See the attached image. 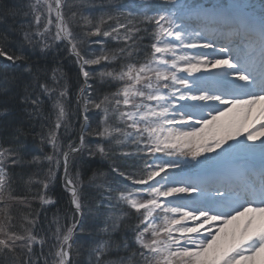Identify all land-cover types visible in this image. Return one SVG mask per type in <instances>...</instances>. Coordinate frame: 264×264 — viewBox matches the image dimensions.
Instances as JSON below:
<instances>
[{
	"label": "snow or ice",
	"instance_id": "6c2138e0",
	"mask_svg": "<svg viewBox=\"0 0 264 264\" xmlns=\"http://www.w3.org/2000/svg\"><path fill=\"white\" fill-rule=\"evenodd\" d=\"M18 16L32 19L0 31V58L23 89L11 99L27 106L31 121L42 116V97L56 95L55 121L38 134L52 149L43 156L47 174H20L29 193L37 187L31 195L17 194L14 170L41 157L26 160L23 127L0 138V264H264V0H29L0 8V19ZM56 42H66L84 78L79 144L67 149L58 135L70 127L65 74L54 67L49 77L25 54V45L46 54ZM92 78L115 91L96 95ZM90 108L99 117L91 130ZM85 148L106 159L119 149L136 161L131 171L113 164L112 181L93 174L90 183L103 189L94 209L80 171L69 172V157ZM61 160L72 222L54 215L40 235L32 201L54 203L47 190ZM86 209L105 217L101 227ZM121 229L132 239H114ZM82 255L86 261L76 259Z\"/></svg>",
	"mask_w": 264,
	"mask_h": 264
},
{
	"label": "trees",
	"instance_id": "16d2710c",
	"mask_svg": "<svg viewBox=\"0 0 264 264\" xmlns=\"http://www.w3.org/2000/svg\"><path fill=\"white\" fill-rule=\"evenodd\" d=\"M29 0H0V8L5 5L11 6L13 4L24 3L27 4ZM100 0H97L99 3ZM124 2V0H120ZM99 14V10H96V15ZM32 19L31 16L23 17L18 16L15 19L12 17H7L6 19H0V31H3L10 24H15L17 27L20 22H27V20ZM74 32L79 33L80 28L75 27ZM54 32V28H53ZM14 39H21L20 36L14 37ZM94 39V38H93ZM150 41L146 37L143 41V45L149 44ZM110 47L123 46L122 42L117 45L115 41L109 42ZM92 48L98 49V45H90ZM25 54L29 56L31 63L40 68H46L48 70V76H51V69L56 67L59 68L65 75L64 79L60 81L61 87L66 83L68 89V96L65 98V104L68 112L67 123L70 125L68 129L61 128L58 131L60 137V143L64 149H67L68 144L71 142L74 145L78 143L80 136L81 124L84 122L82 109L77 105V94L83 84V77L79 74V66L75 62V57L71 55L67 50V44L65 42H56L53 46L47 50L46 54L41 53L39 45L33 50L25 45ZM143 54H141L142 56ZM19 63V62H18ZM87 67V66H86ZM92 68L99 71V66H92ZM17 75L13 69V65L10 61H6L0 58V138L4 137L7 133L11 132L12 129L16 127H23L27 133L25 136H21L20 140L24 145V150L26 153V160L32 161L33 156H40L39 161H32L26 164L23 169L20 167L15 168L16 184L14 185L17 194L19 195H31L37 191V187L33 186L31 193L28 191V186L20 179V174L24 175V180H27V176L32 173H37L41 177L45 176L48 172L49 162L43 159L45 154L51 153L52 149L46 143L41 145L40 135L47 133L49 126H54L55 113L53 111V104L56 100V95H53L51 99L47 96L42 97L44 104L42 105V116L29 120L27 113L25 111L26 105L22 104L19 100H13L12 97L19 93H22V86H17L13 84L12 78ZM7 77L9 83L5 84L4 80ZM90 84H93V89L90 91H95L96 95L102 96L107 92L115 91L114 87H109L106 84H101L98 78H92L89 80ZM58 95V93H57ZM82 103V102H81ZM31 111V108L28 107ZM95 109H89L88 115L92 117L90 120V129L96 128L99 117L96 115ZM43 125V127H42ZM95 137L86 136V141H94ZM131 151V147L127 149ZM136 161L132 158H124L120 156V150L117 149L115 155L111 159L102 158L99 155L94 157L88 155L87 148L82 152L72 154L69 157V172L70 174H75L77 170L81 173V187L80 191L85 200V202L93 207L101 199V192L103 189H97L94 184L90 183V178L94 173L99 175V173H105L104 179L112 181L115 176L111 173V166L113 164L119 165L122 170L131 171L132 166ZM63 162L61 160V167L56 170V178L53 179L47 190L48 195L53 199L54 203L48 205H41L40 201H32V210L34 215H36L37 224L35 230L40 235H45L49 225L51 224L54 215H59L61 217V223L70 224L73 217V207L70 203V194L65 189V182L63 180L64 169L62 166ZM54 168L55 166L52 165ZM115 206V210H119V205L117 201L113 200L111 202ZM86 214L89 216V223L94 224L96 228L101 227L103 223L104 216L95 217L91 213L85 210ZM17 216V223H19V213H13ZM107 215V209H105V216ZM135 223V220L132 221ZM54 228V226H53ZM127 229H121L114 233L113 238L117 240L132 239V234L128 231V235L125 236ZM77 237L82 238V234L79 229L76 230ZM37 252L40 251V246L36 247ZM47 249H45L46 251ZM79 261H86V255H82L76 258Z\"/></svg>",
	"mask_w": 264,
	"mask_h": 264
},
{
	"label": "rangeland",
	"instance_id": "374dc122",
	"mask_svg": "<svg viewBox=\"0 0 264 264\" xmlns=\"http://www.w3.org/2000/svg\"><path fill=\"white\" fill-rule=\"evenodd\" d=\"M198 2H201L203 3L204 5L208 6V5H211L213 3H216L217 0H198ZM256 2L258 3V0H256ZM54 19V17H53ZM257 56H258V53H257ZM229 143H232L231 141ZM225 147H227V145H225ZM219 151V150H218ZM213 155H215V153H213Z\"/></svg>",
	"mask_w": 264,
	"mask_h": 264
},
{
	"label": "water",
	"instance_id": "95a60500",
	"mask_svg": "<svg viewBox=\"0 0 264 264\" xmlns=\"http://www.w3.org/2000/svg\"><path fill=\"white\" fill-rule=\"evenodd\" d=\"M79 144V143H78Z\"/></svg>",
	"mask_w": 264,
	"mask_h": 264
}]
</instances>
